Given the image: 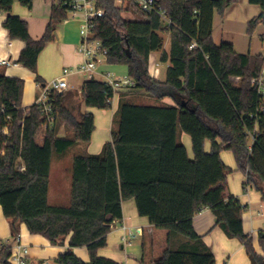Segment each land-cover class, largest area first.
<instances>
[{
    "label": "trees",
    "instance_id": "obj_1",
    "mask_svg": "<svg viewBox=\"0 0 264 264\" xmlns=\"http://www.w3.org/2000/svg\"><path fill=\"white\" fill-rule=\"evenodd\" d=\"M15 1L0 0V13L7 15L4 27L12 39L26 43L18 62L37 73L41 52L67 17L65 0H52L49 26L40 39H33L28 22L13 13ZM19 1L33 9L34 0ZM158 2L170 16L171 27L157 14L138 13L140 18L129 20L114 0H97L105 14L94 31L107 50V63L127 67L135 81L132 88L158 99L168 96L175 104L122 102L115 115L117 127L102 156L74 158L68 206L48 202L52 156L91 141L95 117L81 111L82 102L87 108L109 110L120 91L103 80L86 79L81 101L77 92L54 94L56 119L46 128L38 104L23 107L24 80L0 73L3 214L13 220L12 236L19 234V223L51 245L64 246L68 241L57 264H122L100 256L99 250L108 245V234L123 219V202L134 199L141 217L167 231V247L155 264H216L212 249L193 223L198 212L209 208L216 226L244 244L251 264H264V230L258 236L260 254L253 236L244 231L242 214L247 207L231 193L228 183L229 175L242 172L247 179L244 186L257 189L264 201V101L253 84L264 70V56L241 54L229 42H214L215 13L224 14L236 0ZM250 2L262 9L249 22L252 33L264 22V0ZM165 35L168 50H164ZM194 42L197 46L190 49ZM157 51H162L160 61L168 64L165 79L150 72V57ZM37 81H42L39 75ZM62 126L73 134L60 136ZM179 130L191 138L193 158L178 141ZM224 150L232 152L235 169L223 162ZM81 247L87 248L89 261L73 252ZM12 254V247L5 246L0 264H8Z\"/></svg>",
    "mask_w": 264,
    "mask_h": 264
},
{
    "label": "crops",
    "instance_id": "obj_2",
    "mask_svg": "<svg viewBox=\"0 0 264 264\" xmlns=\"http://www.w3.org/2000/svg\"><path fill=\"white\" fill-rule=\"evenodd\" d=\"M32 8L33 9L26 8V10H24L19 7L15 1L13 13L19 15L23 20L28 22L29 32L33 39H40L45 34L47 26H49L53 1L34 0ZM261 11V6L251 3L250 0H236V2L232 3L225 10L224 14L216 12L213 23L214 42L218 45L222 42H229L233 44L235 50L241 54L264 56V22L259 23L252 33L248 31L249 22L255 16H258ZM6 18L7 15L5 13H0V57L9 59L11 64L0 65V73H5L8 77H17L24 80L23 107H29L37 102L43 86L51 82L53 78L55 79L60 76L64 68H74L83 62V56L77 50L80 42L79 30L82 26V20L77 17L73 20L67 22L62 21L58 24L54 31V40L46 44L39 56L37 73H35L18 62L21 51L24 49L26 43L20 39H12L10 37L9 31L4 27ZM169 46L170 41L168 37V47H164V50H168ZM161 55L162 51L153 52L151 54L150 72H152L153 68V59L158 64ZM107 65H111L115 70H119L116 66L106 62L100 66L99 71H109L106 68ZM166 65L168 67L167 63ZM124 70L127 72V68H124L123 71ZM160 74L161 71L157 77L158 79H161ZM37 75L41 77V82L37 81ZM101 77L102 76L99 77V80L102 81L103 79ZM86 79L87 77L85 76V80ZM70 85L71 88L69 90L77 92V89L81 88L83 84L77 86L73 82H70ZM119 95H121L124 100L129 102L132 100L134 103L137 102V104L145 102H140L141 97L144 100L150 99L154 102H163L168 105L175 104L168 96L164 99H158L136 88L121 90ZM148 102L150 101H147V103ZM83 106L85 107L82 102V112H91L94 114L95 128L100 125L104 130L103 136L93 143V137L96 132L95 129L91 141L89 143H84L87 146L79 147L69 159L62 157V154L65 152L61 153V157L55 160V169L52 156L48 202H50L51 197L54 202H61L69 195V184H67L66 190L63 183L66 179L70 178L72 180L73 161L77 155L98 153L101 151L104 144L111 140V120L113 112L110 115V112H108L109 110L98 108H89V110H87V107H85L83 111ZM98 112L99 114H97ZM59 135H66L62 127L59 131ZM178 141L185 145L189 157L193 158L194 154L192 151L191 138L179 130ZM210 148L211 143L207 142L206 150L209 151ZM221 158L227 166L233 169L236 168L237 165L232 152L227 150L222 151ZM53 172L56 175L55 184L52 183ZM246 180V175L239 171H235L228 176L231 193L247 207L246 211H244L245 213L242 214L244 231L253 236L256 251L263 254L261 245L258 242L259 232L264 230L263 196H261V193L254 187H245L244 183ZM122 208L123 219L118 222L108 234V245L99 250V255L114 259L122 264H155V261L167 247V231L156 229L149 223L147 218L141 217L138 214L134 199L124 201ZM12 221L13 220L7 219L4 216L0 204V242L11 240ZM193 223L196 232L203 237L204 242L212 249L216 258V264H251L244 244L237 238L228 237L219 226H216V217L209 208H204L198 212L194 216ZM123 225L133 228L141 226L144 228V233L137 239L127 242L125 239L126 231L122 228ZM17 227L23 242L30 246L29 264H43L45 261L50 260L56 262L58 256L68 249V241H66L64 246L51 245L47 238L41 235L30 234L25 224L17 223ZM73 252L82 260L89 261V253L86 247L74 248Z\"/></svg>",
    "mask_w": 264,
    "mask_h": 264
},
{
    "label": "built area",
    "instance_id": "obj_3",
    "mask_svg": "<svg viewBox=\"0 0 264 264\" xmlns=\"http://www.w3.org/2000/svg\"><path fill=\"white\" fill-rule=\"evenodd\" d=\"M114 3L126 12L129 9L131 13H133V10H137L135 15L138 13L157 14L167 26L171 27L173 24L167 11L159 4L158 0H114ZM62 5L67 8V17L63 21L67 22L77 17L82 20L80 42L77 50L82 54L84 60L79 66L64 68L60 76L53 78L51 82L43 86L36 105L38 104L40 107L41 114L45 120L44 127L46 128L53 124L56 119L53 95L67 92L71 88L68 80L69 76L85 75L87 79L97 80L102 76L103 81L117 92L132 88L135 85V81L128 75L118 77L111 71H99L100 66L107 62V50L101 40L95 37L94 30L97 27L98 20L105 14L103 8L97 7V0H65ZM196 46L197 43L194 42L190 49ZM10 64L11 61L9 59L0 57V65ZM159 73V66L156 63L152 68L151 75L157 78ZM253 84L257 87V91L264 101V70L259 77L253 80ZM77 92L81 95L82 87L78 88ZM254 140L255 137L252 135V141ZM122 228L126 231L125 239L127 242L137 239L144 233V228L141 226L133 228L123 225ZM5 246L12 247L13 254L8 264H29L30 246L23 242L20 234H17L16 237L12 236L11 240L0 242V250ZM43 264H50V261H45Z\"/></svg>",
    "mask_w": 264,
    "mask_h": 264
},
{
    "label": "rangeland",
    "instance_id": "obj_4",
    "mask_svg": "<svg viewBox=\"0 0 264 264\" xmlns=\"http://www.w3.org/2000/svg\"><path fill=\"white\" fill-rule=\"evenodd\" d=\"M16 3L18 4V6L19 7H21L22 9H24V10H26V8L27 7H23V5H21V3H20V1L19 0H16ZM124 17L125 18H127V19H129V20H135V19H138L139 18V16H138V14L137 15H135V14H133V13H131V12H125L124 13ZM60 27V26H59ZM79 34H80V30H79ZM164 47H168V36L167 35H165L164 36ZM157 62L156 61H154V59H153V62H152V67L156 64ZM108 66V65H107ZM106 66V68H107V70H109V71H111V72H113L114 73V75L115 76H118V77H124V76H126V75H128L127 74V72H126V70H124L123 71V69L124 68H127L125 65H113V66H116L117 68H119V70H115L113 67H111V65H109L108 67ZM158 66H159V69H160V71H161V74H160V78L161 79H165V76H166V72H167V65H166V63H162L161 61H159L158 62ZM68 80L70 81V82H73L75 85H77V86H80V85H82L83 84V81L85 80V75H72V76H69L68 77ZM236 81H238L239 79H235ZM126 90V89H125ZM67 92H76V91H72V90H68ZM121 92V91H120ZM78 93V92H77ZM77 98L81 101V96H80V94L78 93V95H77ZM135 98H138V97H135ZM140 99V98H139ZM124 101H126V100H124V98L121 96V95H119V94H116L115 95V97H114V99H113V104H112V108L111 109H109V111L108 112H110V115L112 114V112H113V117H112V120H111V123H112V129H114V128H116L117 127V124H116V120H115V118H116V114H117V111L119 110V107H120V105H121V103L122 102H124ZM142 101H145L144 103H141V104H143V105H156V106H165V105H167L168 106V104L167 103H163V102H154L153 100H150V99H143L142 97H141V99H140V102H142ZM147 101H150V102H148L147 103ZM152 101V102H151ZM131 102H134V101H132L131 100ZM135 103H137V102H135ZM83 111L85 110V107L83 106ZM87 110H89V108L87 109ZM97 114H99V112L97 113ZM96 114V115H97ZM97 118H98V115H97ZM62 129H63V131H65L66 132V135H72L73 133H72V131L70 130H68L65 126H62ZM96 132H95V135H94V137H93V143L94 142H96L99 138H101L102 136H103V133H104V130H103V128L102 127H100V125L99 126H97L96 128ZM43 130V129H42ZM181 131V130H180ZM110 133V132H109ZM41 139H42V133L38 136V140L41 142ZM82 146H87L86 144H84V143H80V144H78V145H76V146H74L73 148H70L68 151H66L64 154H62L63 156V158H66V159H69V157H71L72 156V154L73 153H75L76 151H77V149L79 148V147H82ZM104 147V146H103ZM102 153H103V148L101 149V151L100 152H98V153H94V154H91V155H95V156H102ZM58 157H61V154H58V153H54V155H53V159H54V163H53V165H54V169H55V160H56V158H58ZM52 180H53V184H55V182H56V175H55V173L53 172V175H52ZM61 184V183H60ZM64 184V187H66V190H67V184H69V187H70V191H69V195H67V197H65L64 198V200L63 201H61V202H58V201H56V202H54V200H53V198L51 197L50 198V202H49V205H58V206H68L69 204H70V200H71V185H72V180L69 178V179H66V181L63 183ZM50 264H56V262L54 261V260H50Z\"/></svg>",
    "mask_w": 264,
    "mask_h": 264
}]
</instances>
